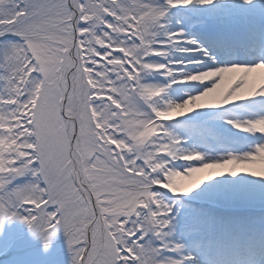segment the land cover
Returning a JSON list of instances; mask_svg holds the SVG:
<instances>
[{
  "label": "snow or ice",
  "instance_id": "1",
  "mask_svg": "<svg viewBox=\"0 0 264 264\" xmlns=\"http://www.w3.org/2000/svg\"><path fill=\"white\" fill-rule=\"evenodd\" d=\"M166 5L228 6L220 0ZM167 15L145 0H0V244L11 245L5 225L18 221L45 251L62 230L71 264H190L195 257L169 239L179 227L169 194L189 195L225 174L264 179V164L254 162L264 143L206 160L182 147L187 141L168 127L173 120L157 119L166 109L179 120L221 109L207 105L226 99L264 98V91L257 94L264 89V59L220 65L196 39L168 31ZM180 43L189 47L178 51L199 55L170 63L201 67L166 75L160 69L168 83H144V72L165 64L149 58H166ZM201 73L215 75L183 79ZM189 82H196L195 94L170 98L173 85ZM262 124L264 116L235 127L264 135Z\"/></svg>",
  "mask_w": 264,
  "mask_h": 264
},
{
  "label": "rangeland",
  "instance_id": "2",
  "mask_svg": "<svg viewBox=\"0 0 264 264\" xmlns=\"http://www.w3.org/2000/svg\"><path fill=\"white\" fill-rule=\"evenodd\" d=\"M145 2L167 8L168 15L165 18V22L168 31H173L175 29L174 23L179 26H188L190 23H193L190 29L200 27V23L204 25V22L195 20H207L210 22L214 20H229L232 23H243L241 16L244 14L247 15L245 22L255 25L257 29H260V25L264 24V18L254 17L257 15H264V3L258 6L251 5L249 8L248 6L246 7V5L242 6V0H220V3L227 4L228 6L221 8L212 6L205 11L200 6L194 7L192 5H189L187 8H168L166 0H145ZM161 36H163L162 33L158 35L157 38H161ZM147 73L148 71L142 74L144 79ZM261 90L262 89H259L258 92ZM154 93L155 91L153 90V95H155ZM170 98L174 100L171 95ZM260 103L262 102L258 100L255 101L252 98L249 105L254 110H261L257 109L256 106ZM201 113L200 111L199 115ZM169 115H171V112L166 109L159 112L157 117L161 116L162 119H166ZM168 127L176 133L172 123H168ZM261 128H264V124L261 125ZM247 134L249 135H245V139L254 138L259 135ZM261 143H264V141ZM254 146H248V148L240 152H220L214 156H212L213 153L205 149L199 151L205 154V159L209 158L206 156H212L215 157L214 159H217L227 155L226 153L243 154L253 150ZM254 162L264 164V154L254 158ZM189 174L191 173L189 172ZM176 175L178 178L183 176L181 173H177ZM163 186L170 189L172 188L171 184ZM185 198L195 203L184 201ZM185 198H179L175 201L172 200L174 202V212L178 213V215H174L173 219L179 222V227L173 226L172 233L169 237L173 242L175 239H179L183 243H186L189 238L194 236L195 229H202V224L207 226V223L215 216L223 217L233 223L238 222L243 225L246 234L258 235L264 238V179L247 176L245 173H240L237 177H230L225 174L224 176L216 177L211 183L209 181L201 184L195 191L186 195ZM223 207H229L230 209L222 211ZM231 216L233 219L230 218ZM62 234H64L62 230L58 231L51 238L50 243L52 244H50L49 249L45 251L42 247V242L38 238L33 237L27 226L22 222L14 221L11 225L6 224L4 240L7 241L11 238V245L9 246L7 243L0 244V256L2 257L0 264H53L54 262H59V264H71V254L67 244L60 243L61 245H57V240ZM62 240L63 237L58 241ZM31 242H33L34 245L36 244L35 247L37 248L31 253L28 252L30 253L29 257H25V254L22 255V252L27 250L25 248H28L27 245L31 244ZM22 246L25 247L23 248ZM20 247H22V249H20ZM58 252H67V257L61 259L59 256H56V258L53 259V256L57 255ZM191 264L194 263L191 262Z\"/></svg>",
  "mask_w": 264,
  "mask_h": 264
},
{
  "label": "bare ground",
  "instance_id": "3",
  "mask_svg": "<svg viewBox=\"0 0 264 264\" xmlns=\"http://www.w3.org/2000/svg\"><path fill=\"white\" fill-rule=\"evenodd\" d=\"M261 3H264V0H253V4L252 5L258 6L259 4L261 5ZM247 6L249 8L251 7V5H246V7ZM246 17H247V15H245V14L241 16L242 20H245ZM254 17H256V18H264V15H257V16H254ZM217 26H222V25L218 24ZM228 28H232L233 30H236V31H239V32H243L242 31V26H239V27H232V26H230ZM183 32H184L185 39L192 38V37L196 38V35L193 34L194 32H192L188 28H185V30ZM196 40L199 41V39H197V38H196ZM181 45H183V46L180 47ZM185 47H189V46L186 45V44H184V43H180V44L177 45L176 52H174L175 59L173 61H187L192 56L199 55V53H194V52H180V51L177 50L179 48H185ZM149 62H154L155 63L156 61H149ZM174 65H179V66H174ZM154 66L155 65L152 66L153 67V70L157 71V69H154ZM199 67L200 66H198L196 64H187V65H184V64H173L172 67H171V72H173L174 69L183 70V71H192L193 69H196V68H199ZM213 75H215V74L201 73V74L196 75L195 77H184L183 79L184 80L197 79V80H200V81H204L206 79L211 78ZM169 79H171V78H169ZM149 82H151V81H149ZM152 83H155V82H151V84ZM195 83L196 82H189V84H187L189 87L187 89H185V91L187 92L185 94L190 95V94H195L196 93L197 89L195 91H193L192 90L193 88L190 86V85L195 84ZM178 90L179 91H182V89H180V88H178ZM262 90L264 91V89H262ZM209 91H211V90H209ZM180 99H182V98H180ZM190 99L194 102L196 98L195 97H190ZM231 102L232 101L230 99H226V100L220 101V102L215 103V104L207 105V107H215V108H217L221 104H224L225 105V104H228V103H231ZM216 110L217 109H203V114L210 115V113H213ZM209 118H212V121H213V123L211 124V126H213L215 129H218L220 135L228 136L229 129H227L225 126H221L222 125V121L221 120L223 119L222 113H220L219 115L214 116V117L213 116H210ZM205 121L206 120L202 121L201 124L204 125L206 123ZM224 123H225V120H224ZM227 127L228 128H231L230 124H227ZM230 138L233 141L234 138L238 140L239 137H237V135H234V138L233 137H230ZM182 146H183V148L186 151H192L193 150L191 147H188L186 144H183ZM183 162H185V161H183ZM187 163H191V162H187ZM212 181H210V183ZM213 228H215V226H213ZM230 233H232V228H227V231H222V234L220 235V239L218 241L216 240V238L219 237V236L216 235V234L210 233V240L212 241V247L211 248H207L205 250L206 253H207V255L209 257L212 256L211 258L217 259V257L220 255L219 249H220L222 243H224L228 247L231 246V243H232V234H230ZM202 244L203 245L205 244V239L202 242ZM198 254H199L198 256H202L203 255L201 252H198ZM248 256L250 257L251 255H248ZM196 258H197V256H196ZM192 262H195L196 263L198 261L195 259Z\"/></svg>",
  "mask_w": 264,
  "mask_h": 264
}]
</instances>
